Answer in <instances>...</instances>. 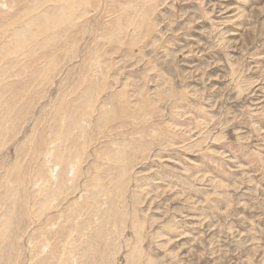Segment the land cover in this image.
I'll return each mask as SVG.
<instances>
[{"label":"rangeland","instance_id":"obj_1","mask_svg":"<svg viewBox=\"0 0 264 264\" xmlns=\"http://www.w3.org/2000/svg\"><path fill=\"white\" fill-rule=\"evenodd\" d=\"M46 1L0 0V35L14 32L0 46V264H264V0H90L86 23L42 37L38 79L18 77L34 54L14 53V24L61 5ZM98 88L100 112L71 137L87 149L79 190L40 217L42 148L60 108L76 119ZM117 151L124 196L68 219L97 176L114 190Z\"/></svg>","mask_w":264,"mask_h":264},{"label":"bare ground","instance_id":"obj_2","mask_svg":"<svg viewBox=\"0 0 264 264\" xmlns=\"http://www.w3.org/2000/svg\"><path fill=\"white\" fill-rule=\"evenodd\" d=\"M56 1L57 0H55L53 2H56ZM51 2H52V0H48V1L44 2L45 5H43V7L46 6L47 4L51 3ZM58 2L61 4L59 8H55V7L51 6V7L45 8L46 11L39 12V13L35 12V13H37L36 14L37 16L35 15L34 17L26 19V22L22 21L23 19H19L15 22V24H14L15 36H19L18 38H20V35H21V37L23 36L24 44L18 45L17 48L14 49V53L18 54L19 51H21L20 55L24 57V58H22V60H26V57L30 52L32 54H34L33 58L31 59V60H33V63L31 64L32 66L23 67L24 72H23V74H20L18 77H20L21 75H25L29 71L28 76L30 78H28V79H35V78H37V74L39 75V73H41L37 70L41 64V63H39V61L42 60L40 52L44 47L43 44L49 43L54 38L53 36L48 37L47 35H50L59 27H64L65 29L66 28H75L74 26H78L80 23H86L87 22L86 16L88 14L85 11L86 10L85 5L86 4L88 5V2H90V0H59ZM0 4H1V8L9 10V7H7L5 2H2ZM27 7H29V6H27ZM88 7H89V5H88ZM83 8H84V11H83ZM21 26L25 27L24 31L27 32V33L25 32L26 34H24V31L18 32L16 30V28L21 27ZM12 33L14 34V32H12ZM12 33L9 32V35L10 36L13 35ZM9 35H8V28L6 30L2 31V34L0 35V39L2 40L0 42V46L4 43V41L6 40V38ZM44 36H47L48 39L45 38L47 41L42 44L41 39ZM55 39H56V37H55ZM58 40H59V38H58ZM37 52H39V53H37ZM44 52H47V49H44ZM50 59L51 58H47L45 62L49 61ZM53 65H54V63H53ZM53 65L47 64V66L45 68H48V70H50L53 67ZM0 73H2V71H0ZM102 84H104V83H102ZM2 86L4 87V81L0 76V93L2 92L1 89H3ZM90 86H91V84H90ZM100 87L102 88V86H100ZM22 89H23L24 93L29 94V92H31L32 88L29 86L23 85ZM101 94H102V92L99 88H98V90H90V91L86 92L87 96H86V99L84 101L85 103L83 104L84 105L83 110H82V112L76 113V119L74 117L73 111L70 112L71 109H69L68 106L65 107L66 106L65 105L62 108H60V109H63V111L59 112L58 116L61 117L60 120H61L62 124L59 123L57 130H55L53 133H51V136L53 139L51 138L50 141L45 142V146H44V148H42V153L40 154V155L43 154V159H44L43 167H46V172L45 173L40 172V174L36 178L35 182H32L33 184L35 183V186H36V188L34 190L38 191L37 189H39V195L41 196V197L39 196L41 198V201H38V206L40 205V208L39 209L36 208V209L40 210V212L38 211V214H40V217H42L44 215V213L47 210H49V208H51V207L55 208V204L60 203V199L63 198V200H61V202L64 200L67 201V200H69L68 198L71 194H74L75 192H77L79 190L78 181L84 175L82 167L84 166L83 165L84 160H85L84 156L86 155V153H84V152L87 151V149L85 146L80 148L79 146L74 145L73 143L71 144V137H73L75 135L78 136L79 133H80V136L82 137L84 132H85V126L88 124L87 119L92 118V116L95 114V112H98V113L100 112V110H98L96 108V103L98 102V99H99ZM103 96H105V95H103ZM29 99H31V98H29ZM33 101H35V100H33ZM7 104H8L7 100H4V101L2 99L0 100V107L1 108L6 105L5 106L6 110H8V107L10 105L8 104V106H7ZM8 113L10 116L13 113V111H9ZM113 115H115V113L111 114L110 116L106 115V117H104L102 115L100 118V122L106 121V119H108V116L110 118ZM9 116H8V118H9ZM8 118L6 120L3 119V120H5V123H9ZM69 122H70L69 125L71 126V129L69 128V125H67ZM73 149H75V153L73 151H71ZM104 156L107 157V159H104L106 162L113 163V164H115V166H118V171H117L118 174H116V177L113 178L114 179L113 182L115 183L114 184V187H115L114 190L105 189L104 188L105 185H103V183L101 181L102 178L100 176H97L95 178L93 184H91V183L87 184L86 183V187H85V189L90 188V190L92 192L94 191L95 196L94 197H93V195L90 196L91 194L89 195L90 197L86 196L87 198L84 199V201H82V204H79V202H75L72 209H70V212L68 214L69 215L68 219L70 217L73 219V216H76V215H77V219H81V217H83L82 213L86 212L85 208L87 210H92V212H95L98 215L101 213V210L103 209L104 204L109 203L108 199L118 200L119 198H122V196H124V192H125L124 189H126V186H127L128 180H129V177L127 175V168H126L127 165L125 166V162H124L126 158L123 160L124 156H123L121 151L110 152L109 154L104 153ZM130 164H132V163H130ZM128 167L130 168L131 166L128 165ZM104 169H106V168H104ZM114 170H115V167H114ZM38 179H40L39 184H37ZM127 189H129V188H127ZM85 192H86V190H85ZM87 192H88V190H87ZM88 193H90V192H88ZM116 200H114V201L112 200L113 203L116 202ZM105 201H108V202L105 203ZM112 201H111V203H112ZM36 202L37 201H35V203ZM106 206H108V205H106ZM63 214H65V212ZM63 216L65 217V215H63ZM48 225H50V227H52L51 226L52 222L49 223ZM55 225H56V223L54 224V226ZM87 225H89L88 227H90L93 224L88 223ZM137 225L138 224H136V226ZM51 230H52V228H51ZM91 230H92V228H91ZM84 231L86 232L85 226H83L81 228L80 223H77L74 225V228H72V230L70 231L71 233H70L69 237L67 238L68 240L67 241L65 240L66 241L65 243L63 242L64 243V250L63 249L62 250L64 252L66 251V254H67L65 256L70 255L69 253H67V251H69L68 248H70V246L77 244V241H76V238L74 237V235L75 234H76L75 236L81 235V237L84 238L85 237ZM48 234H50V232ZM90 236L91 235H89V237ZM80 244H82V243H80ZM82 246H83V244H82ZM81 247H80V249H81ZM71 252H72V250H71ZM76 253H77V251L74 254H76ZM91 253H92V251H91ZM74 254H73V256H74ZM72 258H74V257H72ZM68 264H70V263H68Z\"/></svg>","mask_w":264,"mask_h":264}]
</instances>
